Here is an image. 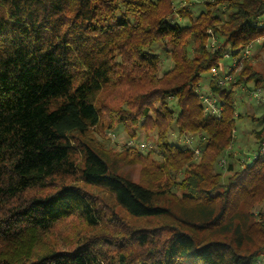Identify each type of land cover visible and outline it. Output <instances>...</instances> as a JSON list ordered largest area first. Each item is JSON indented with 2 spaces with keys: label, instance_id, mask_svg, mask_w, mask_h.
Wrapping results in <instances>:
<instances>
[{
  "label": "trees",
  "instance_id": "trees-1",
  "mask_svg": "<svg viewBox=\"0 0 264 264\" xmlns=\"http://www.w3.org/2000/svg\"><path fill=\"white\" fill-rule=\"evenodd\" d=\"M176 1L0 0V264H255L264 252V112L238 115L233 89L264 86V69L245 61L229 87L211 74L264 38V0H203L198 15ZM155 47L173 63L163 75ZM206 74L217 116L200 99ZM244 117L262 123L257 153L224 183L216 168ZM118 126L152 148L108 147L98 135Z\"/></svg>",
  "mask_w": 264,
  "mask_h": 264
},
{
  "label": "rangeland",
  "instance_id": "rangeland-1",
  "mask_svg": "<svg viewBox=\"0 0 264 264\" xmlns=\"http://www.w3.org/2000/svg\"><path fill=\"white\" fill-rule=\"evenodd\" d=\"M176 5H183L187 7L192 13V15H198L201 11L205 10V4L203 0H181L176 1ZM217 14L223 19L225 18L226 11L224 10L223 6H219L217 10ZM180 25H183L185 22L182 20H176ZM264 41L260 43H256L255 47H257L248 60L250 61L257 69H264V50L262 49ZM155 52L161 54V67H160V75H163L165 72L170 70L173 67L172 60L170 59V54L168 52L160 51L159 47L154 48ZM240 58V57H238ZM231 59L223 58L220 60L221 64V71L220 74L230 67L233 63ZM211 81V76L206 74L203 76L201 85L202 87L200 90H207L209 87V83ZM254 88L253 83L249 85H242L239 87H234L233 89L236 92V106H237V114L238 115H245L246 113L260 116L263 112V108L259 106L254 100H251L249 97V90ZM262 127L261 122H253L250 118L244 117L242 119H238L236 123V130L234 132V141L232 147L230 148L227 157H226V164L223 167L218 166L216 168V172H219L223 176V182L226 183L230 173H229V165L233 164L235 169H239L242 165L250 160L256 153H257V142L254 136L255 131L259 130ZM99 139L104 141V143L110 147L114 148L117 151H122L126 147H128V143L132 140L128 138L125 134L122 127H117L113 131H107L106 133L99 134ZM175 137V136H174ZM154 137H146L144 132L139 133V137L136 143L144 140L148 143L153 141ZM238 139H242L241 141H237ZM203 141L201 139H195L192 143L187 144V146L193 148L197 145L202 146ZM148 148H146L143 152L146 153ZM229 155H232V158H229ZM154 158L158 160V156L155 155ZM118 172L128 176L133 181L139 180V169L138 167H123L120 166L118 168ZM257 209H264V203L257 207Z\"/></svg>",
  "mask_w": 264,
  "mask_h": 264
},
{
  "label": "built area",
  "instance_id": "built-area-1",
  "mask_svg": "<svg viewBox=\"0 0 264 264\" xmlns=\"http://www.w3.org/2000/svg\"><path fill=\"white\" fill-rule=\"evenodd\" d=\"M261 41H264V38L250 42L249 45L244 50H242L241 53L236 57H233L231 55H225L224 58L226 59H231V57H233L232 59L233 63L230 67H227V69L222 73V75L220 74L221 69L213 68L211 70V74L213 76L220 77L219 78L220 86L229 87L231 85V83L234 81L233 71H239L242 68L244 62L249 59L253 51L257 48L255 47V44L260 43ZM216 43H217L216 39H214V37L211 38L209 44L210 48L215 49ZM199 93H200V99L205 108V112L210 115H216V116L219 115L222 111V107L219 99L211 92V90L208 88L207 90H200ZM249 97L251 100H254L259 106H261L264 112V86H260V87L254 86L253 89L251 88L249 90ZM180 141L183 142L185 145H187L193 142V138L185 137ZM134 145L138 146L140 149L152 148V143H148L144 140L138 143L134 141H130L128 143V146H134ZM263 152H264V148H263ZM199 154H200V150L198 148L194 149V155L197 157ZM225 164L226 161L222 160L220 166L223 167L225 166ZM255 264H264V252L260 255V257L257 259Z\"/></svg>",
  "mask_w": 264,
  "mask_h": 264
},
{
  "label": "crops",
  "instance_id": "crops-1",
  "mask_svg": "<svg viewBox=\"0 0 264 264\" xmlns=\"http://www.w3.org/2000/svg\"><path fill=\"white\" fill-rule=\"evenodd\" d=\"M242 140V139H241ZM240 139H238L237 141L239 142V141H241Z\"/></svg>",
  "mask_w": 264,
  "mask_h": 264
}]
</instances>
